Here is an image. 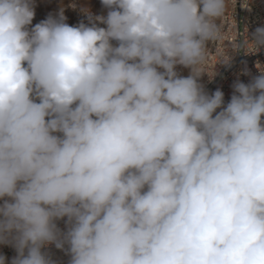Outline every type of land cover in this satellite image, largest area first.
Here are the masks:
<instances>
[{"label":"clouds","instance_id":"1","mask_svg":"<svg viewBox=\"0 0 264 264\" xmlns=\"http://www.w3.org/2000/svg\"><path fill=\"white\" fill-rule=\"evenodd\" d=\"M101 4L33 25L35 0H0L10 264H56L48 245L69 264H264V70L226 105L198 82L227 0Z\"/></svg>","mask_w":264,"mask_h":264},{"label":"built area","instance_id":"2","mask_svg":"<svg viewBox=\"0 0 264 264\" xmlns=\"http://www.w3.org/2000/svg\"><path fill=\"white\" fill-rule=\"evenodd\" d=\"M71 3L77 5L76 9L68 6ZM94 3V6L86 7L83 0H67L64 8L72 13L73 25H76L80 20L85 19L80 11L81 7L90 9L95 15L106 14L107 10L103 8L101 0H94ZM241 3L242 0H227L225 14L218 21L222 27V39L208 43L206 72L198 81L209 94L220 89L224 93L225 105L231 98L232 85L237 79L247 84L252 77L259 75L261 70H264V46L257 50L250 41L254 30L264 26V0H248L251 11L242 8ZM227 56L231 58L230 64L220 62ZM180 67L181 65H177L175 69L179 75L186 77L190 74L189 68L183 71ZM245 70L248 75L243 74ZM262 121H264V117H262ZM2 203L3 200L0 199V205ZM57 224L61 229L65 228L64 220L57 221ZM45 250L49 252L56 264H69L70 256L64 251L56 249L54 245H48ZM0 255L6 257V264H10L16 252L13 247L0 244Z\"/></svg>","mask_w":264,"mask_h":264},{"label":"rangeland","instance_id":"3","mask_svg":"<svg viewBox=\"0 0 264 264\" xmlns=\"http://www.w3.org/2000/svg\"><path fill=\"white\" fill-rule=\"evenodd\" d=\"M67 0H35V17L32 21V24L35 25L41 20L45 19L49 13L55 14L61 6H64ZM94 0H83V4H90ZM65 15L67 16V23L69 25L74 24V18L71 12L65 9ZM183 71H186L188 68H185L181 65L180 67Z\"/></svg>","mask_w":264,"mask_h":264},{"label":"crops","instance_id":"4","mask_svg":"<svg viewBox=\"0 0 264 264\" xmlns=\"http://www.w3.org/2000/svg\"><path fill=\"white\" fill-rule=\"evenodd\" d=\"M95 5V3L94 2H90V4H84V6H86V7H92V6H94Z\"/></svg>","mask_w":264,"mask_h":264}]
</instances>
